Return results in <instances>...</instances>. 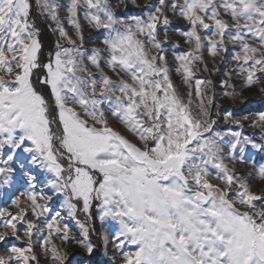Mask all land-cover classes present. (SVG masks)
Segmentation results:
<instances>
[{"label":"snow or ice","instance_id":"obj_1","mask_svg":"<svg viewBox=\"0 0 264 264\" xmlns=\"http://www.w3.org/2000/svg\"><path fill=\"white\" fill-rule=\"evenodd\" d=\"M130 5L139 7L0 0V188L18 186L14 211L0 208V264H40L34 236L51 264L68 257L54 235L91 255L97 220L105 256L111 245L108 264H264V186L255 189L235 170L246 145L264 144L239 130L216 131L212 80L195 77L220 72L217 61L230 57L223 95H237L227 91L234 77L264 93V0H156L146 15L128 16ZM34 7L57 36L47 54ZM174 20L186 28L173 29ZM88 30L102 34V47H85ZM172 30L188 45L172 52L174 67ZM224 120L243 127L230 111ZM249 127L264 135V112ZM254 179L264 181V167ZM54 197L79 237L53 213Z\"/></svg>","mask_w":264,"mask_h":264},{"label":"rangeland","instance_id":"obj_2","mask_svg":"<svg viewBox=\"0 0 264 264\" xmlns=\"http://www.w3.org/2000/svg\"><path fill=\"white\" fill-rule=\"evenodd\" d=\"M35 4V0H33ZM156 3V0H137V4L139 7L129 6L127 10V15H146V6L153 5ZM63 16L64 13L62 12ZM33 19L35 20L36 27H38L41 31V41L44 46V53L47 54L54 47V43L57 40V36L49 30L48 24L42 16L39 15V10L34 7L33 10ZM83 23V21H82ZM86 26V24H85ZM173 29L184 30L186 25L180 20H174ZM85 36V47L90 51L94 46H101L99 44V40L102 39V34L100 32H96L95 30H88L84 32ZM171 39H169L166 47L169 48V64L170 67H174L176 62L174 57L172 56V52L180 53L188 50V45L183 43V38L177 35L175 30L170 31ZM91 37V39H89ZM179 44V48H172V45ZM102 47V46H101ZM231 48V45H229ZM206 61L208 66L212 67V59L211 57L206 56ZM234 64L231 62L230 57L227 58L226 61H217L216 67L220 68V72L213 71L211 74L208 72H204L203 70H198L195 74L196 78L200 79H210L212 80V85L209 86V90L207 91V95L209 98H212L215 105H218V108H213V119L217 120V124L214 125L216 131L221 132L222 134H226L229 129L231 130H239L242 131L243 135L248 136L254 142L264 144V135L261 134V129L259 127L253 128L249 127V123L256 119L257 114L260 112H264V93H261L258 88L254 89H246L241 87V81L239 78H233L230 83L235 85V88H229L227 91L232 92L235 91L237 95L235 97H226L223 95L225 89L221 87V81L226 79L223 76L224 71H228ZM172 78L177 88L181 93H186L187 88L183 85L180 76L176 75L175 72H172ZM193 91H194V81H193ZM196 101L194 99L193 108L196 107ZM231 112L233 114V118L236 120H240L243 125L242 128H238L235 123L231 121L225 122L224 115L226 112ZM219 112V116L215 115V113ZM247 117V119H243ZM113 127L117 128V130L121 131L125 135H129L120 125L115 124L113 122ZM131 139V136L129 135ZM226 139L231 140V136H226ZM244 159L243 161L237 160L235 162V170L237 173L248 176L252 179L255 189H259L264 186V181H260L259 179H254L258 176L259 170L261 167H264V150H257L251 147V145L245 146V151L243 153ZM227 163V161H226ZM232 167V165H229ZM38 179H42V177H38ZM17 185L14 183L11 186H5L0 188V208L7 207L9 211H14L12 207H10V201L13 197L14 193L17 190ZM22 190V189H21ZM47 191V189H46ZM62 201L57 198H53L51 202L53 213L55 211L60 210L61 215L64 219L61 223L68 224L71 229V233L75 236L79 237L80 229L75 223V221L67 215L66 210H61ZM79 218L83 219V215L79 214ZM34 219V218H32ZM44 217H41V220L38 222L40 224V228H43ZM21 229V233L26 227L25 224L21 223L18 225ZM96 232L91 234L90 240L93 244L96 245L93 254H88L87 251L81 248L79 245L75 243L63 244L62 241L54 235L52 238V242L56 245L57 248H60L61 254L64 252L68 253V257L65 261V264H108V262L112 258L111 245H109L108 255H104V249L102 247V242L99 240V233L102 231L100 222L97 220L95 222ZM3 231V229H0ZM45 231H47L45 229ZM10 243H15L18 246H23L26 241H16L12 238L9 240ZM34 251L40 257V264H51V260L45 259L42 249L39 245L38 236H34L33 238Z\"/></svg>","mask_w":264,"mask_h":264}]
</instances>
